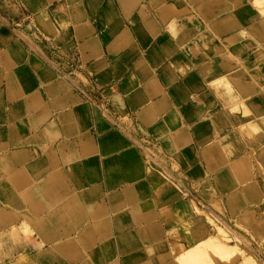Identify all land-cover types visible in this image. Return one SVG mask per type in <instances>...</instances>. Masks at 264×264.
Segmentation results:
<instances>
[{"label": "crops", "instance_id": "1", "mask_svg": "<svg viewBox=\"0 0 264 264\" xmlns=\"http://www.w3.org/2000/svg\"><path fill=\"white\" fill-rule=\"evenodd\" d=\"M62 1L27 0L26 7L11 0L17 10H0L5 211L22 209L37 224L52 210L84 211L78 229L89 237V264H180L178 253L213 234L189 199L219 219L222 211L262 243L264 141L252 150L240 126L248 121L264 131V57L249 48L242 58L227 52L237 50L233 36L240 33L264 50V18L237 27L221 0H66L58 6ZM29 7L37 11L52 61L31 54L9 29L32 16ZM93 103L126 114L131 134L125 124L103 121L101 105ZM240 109L250 111L249 120ZM52 137L58 138L51 145ZM147 146L169 159V168L159 171L188 186L198 180V194L155 187ZM243 158L245 171L234 163Z\"/></svg>", "mask_w": 264, "mask_h": 264}, {"label": "rangeland", "instance_id": "2", "mask_svg": "<svg viewBox=\"0 0 264 264\" xmlns=\"http://www.w3.org/2000/svg\"><path fill=\"white\" fill-rule=\"evenodd\" d=\"M221 1L227 5V6L224 5L225 8L227 7V9L223 10V12L227 13V12H230V10L232 11L230 16H232V18L236 21L237 27L245 26L254 18H257V17L264 18V4H263L264 0H244L247 3L243 2V0H233L231 4L227 3L228 1L226 0H221ZM22 2L26 7H28L27 0H22ZM66 3L67 1L63 0L62 2L58 3V6L66 7L67 6ZM7 6H11L13 10H17L16 5L12 4L11 0H0V10H3V8H6ZM204 7H205L204 3L198 6L196 5V8L200 11H203V9H205ZM54 9L57 11H60L56 7H54ZM36 12L37 11H34L31 9L33 18H31L32 16H29L25 18L24 22L21 21L17 24L13 23L11 27H9V29H12L10 31L14 34L13 36H15V39L16 38L20 40L23 39V41L25 42L27 46V49L30 51L31 54H35L36 56L41 55L45 60L52 61L54 57V53L49 49L48 46L42 43L43 39L39 35L40 32H42L41 26H40L41 24H40V21L37 18H35ZM0 27L5 28V26H2L1 24H0ZM9 38H10V35H9ZM9 38L7 37V39ZM233 38L235 41H238L237 42L238 44H236L237 50L232 52V50H228L229 48L226 46L228 50L227 54L229 56H233L234 58L245 57L246 56L245 48H249L253 50L254 55H259V56L264 57L263 55L264 50L260 46H258L249 35H245V33L244 34L240 33L239 35L238 34L234 35ZM47 39L49 38L47 37ZM259 52L260 54L261 53L262 54L261 55L257 54ZM215 54L216 53L214 54L212 53L210 57H213ZM73 74L75 76L81 75L76 70L73 71ZM228 86L229 85H227V88ZM98 105H101V106H98ZM94 106H98L100 108V111H101L100 116L103 121H106V122L112 121L113 125L116 128L118 127V123L122 125L125 124L124 126L125 129L124 130L122 129V130L131 134L130 128L132 124H131L129 117L126 114H123L122 116L121 114H117V115L113 114L112 111L108 110L107 105L105 103H101V104L95 103ZM232 110H235V109L232 108ZM240 110L242 111L243 109H240ZM248 111L249 110L247 109L243 110L242 117L247 118L249 120V117L247 114H249L250 116L252 114H250V111L249 112ZM255 117H258V116H255ZM261 119L262 120L260 121H263L264 116L263 118L261 116ZM240 128H241L240 129L241 131L246 132L250 135L251 139L248 140V142L251 141L250 145H251L252 150H255L256 146L261 145L263 143L264 131H262L260 134V129L258 128V126L255 125V123L250 124V122L246 121L245 123H242ZM263 130H264V127H263ZM57 138L58 137L49 138V142L51 143V145L54 144V141ZM179 138L180 137L178 135H175L176 140ZM256 138H258V140ZM157 147L158 149H161L160 145H158ZM145 151H147V166H148L149 172L159 171L157 168L162 165L165 166V168H169V165H168L169 159L168 161H166L167 158L164 156L165 154H160V152H156V151L153 152L154 150L150 148L149 146H147ZM150 154L153 155L157 163H154L153 158L150 156ZM262 157H264V151L262 153ZM246 160L247 158H243L242 160H240L242 164H239L238 162H236L239 165L237 164L235 165L240 166V168L243 171H245V169H247ZM0 163L2 166H4L5 164H7V161L4 160ZM260 165L262 166L261 163ZM170 167L172 170L178 169L173 160H171ZM243 167L245 169H243ZM42 172L44 171L42 170L41 173ZM159 172H161L165 176V180H163V182H166L165 183L166 185L162 187L171 186L176 191L178 192L182 191L183 194L185 193L184 194L185 197L188 196V197L193 198L192 196L188 195L189 189L198 194V187H199L198 180H193V179L188 180L190 181L189 182L190 185L188 186L185 183L187 181H184L181 178L179 179L177 178V180H180V181H176V179L173 178V176H171L170 174H166V172L164 171H159ZM208 183H209L208 181H205L204 184H202L201 186L204 187L205 190H208L209 189ZM154 186L157 187V185H154ZM187 188L189 189L186 192ZM2 195H3L2 197L0 196V211H1L0 212L1 213L0 214V264H89V253L86 252V247L89 246V237L87 236V232L85 228L81 229V231H79L78 229V227H80L78 226L79 223L84 221L83 219L84 217H82V219L80 217L85 214L84 211H73V210L68 211V212L65 211V215H63V212L56 213L55 210H52L51 212L47 213L48 215L45 217V220H42V219L38 220V218H36L35 221H38L39 223L37 224L35 222L34 223L31 222L29 220L31 216L28 217L27 212L23 211L22 209L15 208L13 211L12 210L8 212L5 211V206L7 205L6 198H5V191L4 193H2ZM193 200H189V203L191 205L193 212L196 213L198 219H201V218L205 219L206 225L210 227L213 233L212 235L214 234L218 235L219 233L222 232L219 237L221 240L222 239L223 240L222 242L221 241L220 242L222 244L225 243L227 246L231 245L232 247H235L236 249H240L241 254L240 253H237V254L235 253V255L231 254L233 256L230 255L231 257L228 256V260H225L227 259L226 258L227 256L222 257L225 253V249H223L225 247L222 248L219 246V248H221L219 250L220 252L221 250L222 251L224 250V253L223 252L221 253L222 255L220 253L214 254V251H215L214 249H209V250H212L211 252L207 249L206 246H204V248L206 247L205 249L201 247V250L205 251V252L203 251L205 253L204 254L200 250V247L197 244L195 245V248L192 247V248L185 250V251H193V253L190 252L188 254L187 257L191 256L189 259L194 260L197 258L196 261L198 260L200 261H198L196 264H200L201 261L204 260L203 257H205V260L207 261L204 260L201 264H203L204 262L206 263L208 262L210 264L211 261L213 262L211 263L214 264L215 261L212 259L217 258L221 260L223 263L225 262L224 264H226V262L232 263L234 258L236 257H244V256L248 257L249 256L250 259L253 260L255 264H264V239H262V243H257V241H255L254 239L249 238L250 237L248 236L249 232H247L245 228L241 226H237L235 224L232 225L231 222L223 216L222 211L220 210L218 211L219 214L221 215V218H220L221 220H220L219 218L215 216V214L209 211L208 208L206 209L202 207L201 205H199L200 206L199 207L197 203L194 202ZM41 206H42V210L44 211L45 208L43 207V205ZM31 207L33 208L34 206L31 204ZM194 207L196 208L194 209ZM31 220H33V218ZM97 231H101V230L97 229ZM223 234L225 235L224 237L221 236ZM33 235L35 236L34 238L32 237ZM57 240H63L64 242L54 245V242ZM94 241L95 239L92 240L91 243H93ZM220 242H219V245H221ZM196 246L199 247L197 248L202 253H200L199 250L198 251L195 250ZM247 246H249V248H247ZM216 250H218V248ZM198 252L201 255H199ZM215 252H218V251H215ZM97 253L99 256V260H102V255L100 253L99 248H97ZM226 254L228 253L226 252ZM177 256H180L179 253ZM196 256L198 257L201 256V258L200 257L198 258ZM209 259H211L210 262H209ZM187 264H190V263H187Z\"/></svg>", "mask_w": 264, "mask_h": 264}, {"label": "bare ground", "instance_id": "3", "mask_svg": "<svg viewBox=\"0 0 264 264\" xmlns=\"http://www.w3.org/2000/svg\"><path fill=\"white\" fill-rule=\"evenodd\" d=\"M263 2H264V1H263ZM263 4H264V3H263ZM255 54H256V53H255ZM257 54H260V52L257 53ZM261 54H262V53H261ZM261 54H260V55H261ZM263 55H264V54H263ZM261 57H262V56H261ZM247 113H248V112H247ZM247 113H246V114H247ZM247 115H248V114H247ZM223 142H224V143H223V146H224L225 148H228V149L231 148V144L229 143L228 140L226 141V140L224 139ZM0 162H1V161H0ZM236 162H238L239 164H242V162H240V161H235V163H236ZM235 167H236V166H235ZM149 175H150L151 177H153V176H155V175L158 176V179H156L157 182L154 183V185H157V187H158L159 184H160V185H159L160 187L166 185V184H165L166 182H163V180H165V176H164L161 172H159V171H157V172H156V171H155V172H154V171H150V172H149ZM158 180H159V181H158ZM161 184H162V185H161ZM155 187H156V186H155ZM160 187H159V188H160ZM189 200H191V199H189ZM193 204H194V203H193ZM195 208H196V207H194V209H195ZM197 218H198V217H197ZM199 218H200V217H199ZM175 229H176V228H171L170 231L173 232V230H175ZM27 230H28V229H27ZM219 232H220V231H219ZM221 233H222V232H221ZM221 233H219L218 235H215V234H214V235H210L208 238L205 239V241H204V239H203V241H201V242L198 241V242H200V243H198V246L200 247V250H201V247H203V249H205V248L207 247L208 250H209V249H214L215 251H218V252H215V251H214V254H215V253H217V254L220 253V254H221L222 252L224 253V250H223V251L221 250V252L219 251V250L221 249V248H219V246L222 247V248L225 247V248H223V249H225V253H224V255H223L222 257L227 256V257H226L227 259H225V260H228V256L231 257V256H233V255H231V254H234V255H235V253L237 254V253H240L241 251H240V249H236L235 247H232L231 245H228V246H227V245L224 243L225 241L223 242L224 244H222L221 242H222L223 239L221 240L220 237H219ZM221 236L224 237L225 235L223 234V235H221ZM221 238H222V237H221ZM224 239H225V238H224ZM226 239H227V237H226ZM33 240H34V239H33ZM220 241H221V242H220ZM219 242L221 243V245H219ZM224 245H225V246H224ZM198 246H196V249H195V250H197V251L199 250V249H198V248H199ZM204 246H206V247L204 248ZM197 247H198V248H197ZM194 248H195V246H194ZM217 248H218V250H216ZM200 250H199V251H200ZM201 251L203 252L204 250H201ZM201 251H200V253H202ZM209 251L212 252V250H209ZM190 252L193 253V251H184V252H182V253H181V252L179 253L180 256H177V255H178V254H177V255H176V258L178 259L177 262H179L180 264H187V263H190V264H196L198 261H200V260L196 261V260H197L196 257H198V256L195 257L196 259L193 258L194 260L189 259L191 256H190V257H187V256H188V254H189ZM204 252H205V251H204ZM204 252H203V253H204ZM226 252H227L229 255L226 254ZM198 253H199V252H198ZM200 253H199V255H201ZM204 254H205V253H204ZM240 254H241V253H240ZM191 255H192V254H191ZM202 255H203V254H202ZM221 255H222V254H221ZM221 255H219V256H221ZM230 255H231V256H230ZM236 256H237V255H236ZM192 257H193V256H192ZM199 257L201 258V256H199ZM199 257H198V258H199ZM242 258H243V259L241 260V262H240L239 264H255L254 261L251 260L249 256H248V257L244 256V257H242ZM177 259H176V260H177ZM203 259L205 260V257H203ZM206 259H208V258H206ZM190 260H191V261H190ZM204 260H203V261H204ZM212 260H214V259H212ZM222 260H224V259H222ZM188 261H190V262H188ZM203 261H201V263H202ZM205 261H207V260H205ZM210 261H211V259H209V262H210ZM211 262H212V261H211ZM211 262H210V264L213 263V262H212V263H211ZM199 263H200V262H199ZM201 263H200V264H201ZM204 263H206V262H204ZM204 263H203V264H204ZM224 263H225V262H224ZM224 263H223V264H224ZM227 263H228V262H226V264H227ZM206 264H209V263L207 262ZM214 264H215V263H214Z\"/></svg>", "mask_w": 264, "mask_h": 264}]
</instances>
